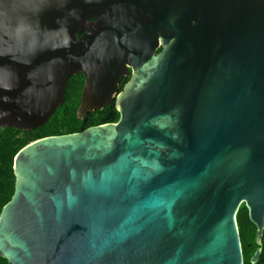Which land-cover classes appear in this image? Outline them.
<instances>
[{
  "label": "water",
  "instance_id": "1",
  "mask_svg": "<svg viewBox=\"0 0 264 264\" xmlns=\"http://www.w3.org/2000/svg\"><path fill=\"white\" fill-rule=\"evenodd\" d=\"M77 73V115L114 100L119 118L17 152L0 256L244 264L242 203L264 230V0H0V128L43 125Z\"/></svg>",
  "mask_w": 264,
  "mask_h": 264
},
{
  "label": "trees",
  "instance_id": "2",
  "mask_svg": "<svg viewBox=\"0 0 264 264\" xmlns=\"http://www.w3.org/2000/svg\"><path fill=\"white\" fill-rule=\"evenodd\" d=\"M81 34L82 31H79L78 37ZM127 80L128 77H124L120 81L119 90L122 89ZM83 85L82 73L70 76L62 103L43 125L33 130H19L11 127L0 128V212L14 192L13 161L15 155L22 147L44 136L79 132L92 125L116 122L118 120L119 112L114 100L101 110L95 109L83 117H79L77 109L81 101ZM73 88H75L74 91ZM236 220L242 244L244 264H264V230L261 244L258 245L255 242L256 226L250 221L248 210L244 203L239 206ZM258 247H261L260 256L255 263H252L250 259ZM0 264H8V262L0 256Z\"/></svg>",
  "mask_w": 264,
  "mask_h": 264
},
{
  "label": "flooded vegetation",
  "instance_id": "3",
  "mask_svg": "<svg viewBox=\"0 0 264 264\" xmlns=\"http://www.w3.org/2000/svg\"><path fill=\"white\" fill-rule=\"evenodd\" d=\"M82 33H83V31H82ZM83 75V74H82ZM124 77H127V76H123L122 78H121V80L124 78ZM83 80L85 81V76L83 75ZM120 80V81H121ZM120 83V82H119ZM83 87H84V85H83Z\"/></svg>",
  "mask_w": 264,
  "mask_h": 264
},
{
  "label": "rangeland",
  "instance_id": "4",
  "mask_svg": "<svg viewBox=\"0 0 264 264\" xmlns=\"http://www.w3.org/2000/svg\"><path fill=\"white\" fill-rule=\"evenodd\" d=\"M75 90V88H73V91Z\"/></svg>",
  "mask_w": 264,
  "mask_h": 264
}]
</instances>
